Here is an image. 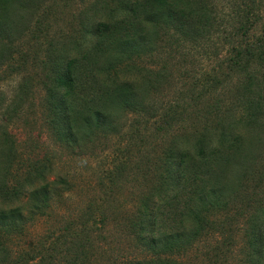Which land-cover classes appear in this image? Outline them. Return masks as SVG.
<instances>
[{
	"label": "trees",
	"instance_id": "1",
	"mask_svg": "<svg viewBox=\"0 0 264 264\" xmlns=\"http://www.w3.org/2000/svg\"><path fill=\"white\" fill-rule=\"evenodd\" d=\"M236 1L234 14L226 21L218 16L213 0H0V71L14 55L8 53L6 38L16 29L15 37L25 24L22 13L36 15L45 3V14L61 3H77L80 38L47 55L51 63L45 84L50 126L72 149L112 131L115 114L131 113L136 116L127 134L132 144L123 149V155H129L144 148L150 138L157 141L161 131H172L185 120L187 109L198 107L197 128L187 135H173L146 167L147 177L154 178L159 188L142 200L130 224L150 257L147 264H179L177 257L205 229V216L231 211L247 170V148L252 144L248 128L264 125V0ZM216 39H221L226 52V72L239 78L233 99L225 103L228 100L219 96L224 85L221 74L213 72L194 84L183 111L176 105L158 107L153 93L166 77L165 69L155 71L137 63L165 56L163 44L184 55L188 50L210 54L214 47L213 54L220 57ZM79 89L84 94L81 107L74 101ZM158 117L153 132L150 121ZM118 170L110 175L112 181L125 172V166ZM48 175V168L38 166L26 175L27 194L14 187L3 193L7 201L27 202L10 208L0 205V251L6 248L4 235L23 233L29 222L44 216L58 197L65 196L60 188L67 182H52ZM179 203L183 211L174 220L171 210ZM101 207L92 203L81 211L87 232L91 222L102 216ZM72 227L66 231L76 237ZM243 233L242 264H264V204L248 219Z\"/></svg>",
	"mask_w": 264,
	"mask_h": 264
},
{
	"label": "rangeland",
	"instance_id": "2",
	"mask_svg": "<svg viewBox=\"0 0 264 264\" xmlns=\"http://www.w3.org/2000/svg\"><path fill=\"white\" fill-rule=\"evenodd\" d=\"M236 3L213 0L218 16L226 21L234 14ZM46 5L36 15L22 13L25 24L15 37L16 29L12 30L13 35L6 36L10 41L8 53L14 55L4 61L0 71V205L10 208L27 202L7 201L3 193L14 187L27 194L30 186L26 175L38 166L48 168L50 181L67 182L60 188L65 196L58 197L44 216L29 222L23 233L4 235L6 248L0 251V264H147L150 257L137 242L130 224L142 200L152 197L159 188L154 178L147 177L146 167L173 135H187L197 128L201 120L196 113L198 107L187 109L185 120L172 131H161L159 139L155 137L157 141L150 138L144 148L131 150L129 155H123V149L132 144L127 134L136 116L131 113L115 114L112 131L94 135L88 144L82 142L80 148L72 149L58 139L50 126L45 84L51 63L47 55L55 47L67 49L70 42L80 38L76 20L79 8L77 3H61L45 14ZM0 11L3 12L1 6ZM220 40L214 42L220 57L213 54L214 47L210 54L188 50L184 55L185 52H174L163 44L165 56L137 63L155 71L165 69L166 77L153 93L158 107L176 105L183 111L194 84L213 72H219L223 81L219 96L228 100L225 103L233 99L239 78L227 73L226 52ZM83 100L79 89L74 101L81 107ZM159 120L158 117L150 121L151 131L155 132ZM249 129L252 144L246 145L249 158L244 182L236 193L238 199L231 202L229 213L205 216V229L193 246L177 257L179 264H242L244 228L256 208L264 204V125ZM124 166L125 172L112 181L110 175H117L116 169ZM92 203L102 205V216L91 222L87 232L81 211ZM182 207L179 203L172 208V219L180 216ZM169 209L166 207L165 211ZM70 226L77 232L76 237L66 231Z\"/></svg>",
	"mask_w": 264,
	"mask_h": 264
}]
</instances>
